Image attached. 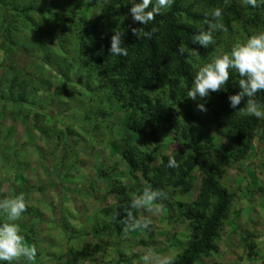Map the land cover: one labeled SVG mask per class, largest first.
Here are the masks:
<instances>
[{
    "label": "trees",
    "instance_id": "obj_1",
    "mask_svg": "<svg viewBox=\"0 0 264 264\" xmlns=\"http://www.w3.org/2000/svg\"><path fill=\"white\" fill-rule=\"evenodd\" d=\"M140 2L141 0H46L32 1L31 4L25 0H0L2 38L7 40V35L14 28L35 33L41 38L49 24L48 8L54 7L57 10L60 24L66 27L59 29L57 33V48L64 46L58 63L68 61L79 65V74H83L82 66L88 64V71H93L96 82L85 83L79 74H59L55 80V83L60 84V89L57 88L59 101L43 103L42 99H38L39 109L33 110V114L29 116L33 122L46 125L44 111L48 107L43 105L53 104L56 108L55 126L50 131L55 130L53 137L58 144L68 145L74 134L79 133L75 126L77 122L83 130L94 122L95 133L108 129L101 120L112 107L102 104L99 108L105 95L108 104H120L128 118L125 122L126 134L115 140V144H109L103 139L107 144L106 149L118 146L117 153L129 167L133 187L128 188L114 179L111 187L105 191V195L112 196L115 201L108 210L112 231L118 236L125 232L122 221L126 216L125 207H130L133 199L131 192L142 195L145 186L151 185L153 189H161L166 193L167 198L157 202H165L169 206L171 220L184 222L189 229L185 248L170 260L171 264H199L205 257L218 260L221 253L220 239L225 233L224 224L230 220L233 212L236 213L234 204L238 196V188L227 187L226 176L228 171L247 161L256 143L264 144V119L241 115L238 109L245 106L244 101L236 109L230 107L228 97L240 91L241 77L234 69H229L230 77L224 89L210 92L203 99L206 111H200L194 105L192 110L184 113L183 119L188 123H194V119L195 122L197 119V126L191 129L180 126L176 131L177 151L171 157L178 162V168H169V157L161 155L164 145L159 144L156 138V126L160 122L161 112H167V119L169 115L174 116L166 120L170 125L177 122L179 98L182 100L192 87L200 60L205 61L211 53L206 49L203 53V46L194 43L193 37L206 21H212L213 10L222 9L220 21L224 27V30L217 31L214 36L213 47L224 46L219 55L230 54L235 44L245 43L252 35L264 32V0H257L258 6L255 8L246 5L244 0H195V6L199 7L195 11L198 12L193 11V14L189 10L180 9L179 13L174 7L168 14H164L161 10L147 25L133 22L129 13L130 7ZM82 10H92V16L84 17ZM20 16L24 17V21ZM132 28L142 29L144 32H152L155 28L157 31L152 32L150 38H138L132 34ZM66 30L69 32L68 40L63 37ZM116 30L125 31L122 47L127 49V56H112L108 51L111 36ZM237 34L241 38L236 39ZM181 44L186 49L183 54L178 51ZM42 63L39 68L51 63L59 67L57 62H50L49 58ZM3 68L5 74L0 80L1 96L10 97L14 91L28 90L31 83L23 80L20 74L13 78L16 83L8 86V74L17 68H8L4 64ZM93 73H87L84 78L90 79ZM254 98L264 104V91L258 92ZM17 103L16 108L22 113V109L25 110L28 106L27 94L20 96ZM0 109L4 110L2 107ZM78 115L84 116L83 119L78 120ZM105 120L112 123L110 119ZM205 126L214 129L226 143L207 139L202 136L203 133L198 139H193V131L197 133ZM134 135L142 139L150 137V141L156 146L147 154L137 145ZM5 142L7 141H0ZM58 148L59 146L56 149ZM218 150L220 152H216ZM160 156L161 160L157 165ZM107 174L104 172V176ZM196 174L200 178L199 192L194 201H186L184 197L193 189L192 179ZM98 178L100 179L98 176L89 177L90 188L101 189ZM182 200L186 202L183 203ZM132 211L137 218L149 215L142 214L141 209ZM100 232L101 230H97V233ZM256 236L253 233L243 239L244 252L250 260L258 257ZM142 245L147 249L150 242H143ZM150 247L154 248V244Z\"/></svg>",
    "mask_w": 264,
    "mask_h": 264
},
{
    "label": "rangeland",
    "instance_id": "obj_2",
    "mask_svg": "<svg viewBox=\"0 0 264 264\" xmlns=\"http://www.w3.org/2000/svg\"><path fill=\"white\" fill-rule=\"evenodd\" d=\"M25 1L32 4V1L46 0ZM154 4L155 0H153ZM174 7L179 13L180 9L190 12L199 9L195 6V0H174L171 7L162 10L164 14H168ZM48 13L49 24L41 38L35 33L14 28L5 40L2 38L0 28V80L5 74L4 64L8 68H17L8 74V86L16 83L13 78L19 74L23 76V80L31 83L26 92L14 91L10 97L0 95V107L4 108V110L0 109V141H7L0 143V200L14 198L20 193L24 194L27 210L14 223L19 225L25 244L35 245L37 248V256L32 264H144L142 257L149 250H154L156 254L172 260L185 248L189 229L186 223L171 220L172 214L171 211L169 213L170 208L165 202H162L164 211L161 214L149 213L145 208H141V213L149 214L147 217L152 220L149 228L144 231H129L118 236L110 225L108 210L115 201L112 196L107 197L105 191L111 187L114 179L121 181L128 188L133 187L129 167L117 153L118 146L106 149L105 142L106 140L109 144H115V140L126 134L125 122L128 118L124 108L116 102L108 104L105 95L99 108L105 104L113 109L101 120L106 123L108 129L95 133L94 122L89 123L88 128L84 130L77 122L75 126L79 133L74 134L68 145L58 144L53 137L55 130L50 131L55 126L56 108L53 104L43 105L48 107L44 111L47 126L33 122L29 116L33 110L39 109L38 99H42L43 103L59 101L57 88L60 89V84L55 83L59 74L64 72L66 75L79 74L77 72L79 65L68 61L58 63L64 46L59 51L55 50L57 33L59 29L66 27L60 24L54 7L48 8ZM82 14L90 18L92 10H82ZM20 18L24 21L23 16ZM207 27V23L201 26L205 30ZM68 33L66 30L63 35L66 40ZM216 34L217 32L214 36ZM239 38L241 36L237 34L236 39ZM213 45L203 47V53L205 49L210 50L211 53L205 61L200 60L199 68L219 56L224 47L214 48ZM45 55L50 62H57L59 67L51 64L39 68V65L43 64L41 60ZM86 65L88 67L82 66L83 74L79 75L85 83L95 84V75L91 69V72L88 71L90 67ZM86 72L93 73V76L90 79L84 78ZM34 90L38 91L31 95ZM26 94L28 106L19 113L16 104L20 96ZM200 103H203V99L199 97L196 101L186 96L182 100L179 98V116L174 125L166 121L174 116L169 115L167 119V112H161L160 122L156 126V138L159 144L164 145L162 156L171 157L172 153L177 151L176 131L180 126L189 129L197 126V119L196 122L194 119V123H188L183 119V115L187 110H192V106ZM83 117L78 115V120H82ZM105 119H110L112 123H108ZM58 126L59 124L56 125L57 128ZM205 127L197 133L193 131L195 133L192 138L198 139L203 133L202 136L207 139L219 141L218 143L221 144L226 143L214 129ZM134 139L147 154L156 146L150 141V137L142 139L134 135ZM262 145L256 143L247 161L228 171L225 180L227 187L238 188V196L234 204L236 213L233 212L230 220L224 224L225 233L220 239L219 259L205 257L199 264H264V146ZM58 146L59 148L56 149ZM160 160L161 156L156 162L157 165ZM104 172L108 174L104 176ZM88 176L100 177L98 179L101 189L90 188ZM199 179L198 174L193 176V189L184 197L186 201L196 199L200 186ZM131 196L135 198L140 195L131 192ZM172 198L171 196L170 200ZM176 200L180 201V198L176 197ZM3 223H12V221L8 220L6 214L0 212V225ZM97 230L101 232L97 233ZM253 233L257 235L255 243L258 246L256 250L258 257L250 260L245 255L243 239ZM143 242L154 244V248L149 245L146 249L142 245ZM0 264H9V262L0 261ZM11 264H29V262L21 257L19 261H13Z\"/></svg>",
    "mask_w": 264,
    "mask_h": 264
},
{
    "label": "clouds",
    "instance_id": "obj_3",
    "mask_svg": "<svg viewBox=\"0 0 264 264\" xmlns=\"http://www.w3.org/2000/svg\"><path fill=\"white\" fill-rule=\"evenodd\" d=\"M173 3L174 0H155V4L153 5V0H141L140 3H135L130 7L129 13L133 22L147 25L155 19L156 15L161 13L162 9L171 7ZM244 3L251 5L253 8L258 6L257 0H244ZM150 6L151 10H149ZM221 15V8L214 9L211 13L212 21H206L208 24L207 29L201 28L199 33L193 37V42L198 43L204 48L214 44L215 32L224 30L223 24L220 22ZM131 31L138 38H141V36L150 38L152 32L157 31V29L153 28L152 32H144L142 29L132 28ZM124 35L125 31H114V34L111 36V46L108 50L110 55H128L127 49L122 47ZM58 40L57 38V43ZM59 49L60 47L57 48L56 44L55 50L59 51ZM178 51L181 54L186 51L183 44L179 46ZM47 58L48 56L41 61L44 62ZM51 64L54 65L53 63ZM229 69H234L241 77L239 80L240 91L228 97L230 107L236 109L244 101L245 106L238 109L241 115H250L264 119V104H261L254 98L258 92L264 91V32L252 35L245 43L235 44L230 54L216 56L211 62L200 67L186 97L196 101L197 97L204 99L209 96L210 92L223 90L229 81ZM197 108L200 111L207 110L203 103L198 104ZM168 167H179L174 157H169ZM166 198V193L163 190L153 189L151 185H146L142 195L133 198L130 207H125L126 216L122 221L125 225L124 231H144L148 229L152 220L149 217L137 218L132 210L145 208L149 213L161 214L164 211V206L162 203H157V201ZM26 210L23 193L14 198L0 200V212L6 214L8 220L12 221V223L0 225V261H7L11 264L13 261H19L21 257L25 258L29 264L35 261L37 256L36 246L25 244L24 237L20 234L19 225L14 223L19 220L22 213ZM142 260L144 264H171L169 258L156 254L154 250H149L142 257Z\"/></svg>",
    "mask_w": 264,
    "mask_h": 264
}]
</instances>
